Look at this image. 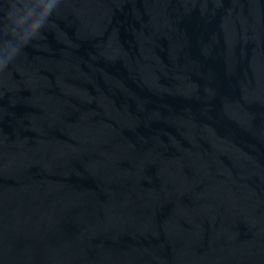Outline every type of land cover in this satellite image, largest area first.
Segmentation results:
<instances>
[{"label": "water", "instance_id": "1", "mask_svg": "<svg viewBox=\"0 0 264 264\" xmlns=\"http://www.w3.org/2000/svg\"><path fill=\"white\" fill-rule=\"evenodd\" d=\"M0 264H264V0H0Z\"/></svg>", "mask_w": 264, "mask_h": 264}]
</instances>
